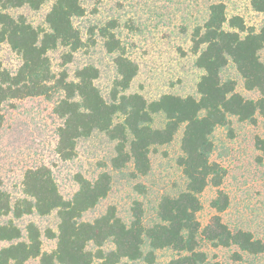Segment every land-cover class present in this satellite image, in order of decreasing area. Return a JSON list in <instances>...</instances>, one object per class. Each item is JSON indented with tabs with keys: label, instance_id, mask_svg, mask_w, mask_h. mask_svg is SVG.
Segmentation results:
<instances>
[{
	"label": "trees",
	"instance_id": "obj_1",
	"mask_svg": "<svg viewBox=\"0 0 264 264\" xmlns=\"http://www.w3.org/2000/svg\"><path fill=\"white\" fill-rule=\"evenodd\" d=\"M86 1L0 0V44H7L20 61L15 72L0 63V127L5 102L51 98L58 93L61 97L53 113L62 121L56 147L60 159H73L79 141L103 134L115 143L111 170L121 173L129 167L131 179L146 177L151 171L150 154L170 145L182 129L181 156L176 163L183 188L175 195L160 197L150 224H145L139 202L133 203L130 222L118 216L114 207L92 222H84L83 215L110 192L112 177L108 172L94 180L76 174L78 190L66 200L49 168L28 169L21 182L22 198L12 201L0 188V242L6 244L0 248V264H26L34 259L38 264H154L156 251L163 249L177 253L168 264H219L209 261L199 249V241L264 255V241L247 231H231L222 222L219 214L229 206L228 196L220 189L226 172L210 160L214 129L229 125L233 117L252 125L262 119V136L255 137L254 147L258 160L264 161V25L253 30L239 16L228 18L224 4H210L206 19L191 36L195 66L203 72L196 85L198 96L164 94L147 100L129 92L138 67L112 32L114 24H108L100 29V35L106 52L113 57L117 76L104 96L95 84L97 68L76 67L71 76L65 68L83 47L74 20L85 15ZM91 1L98 4L103 0ZM248 1L253 11L264 16V0ZM46 2L51 5L45 26H34L15 13L23 8L38 11ZM57 50L64 51V68L56 75L49 53ZM229 66L236 70L243 88L256 92L259 98L247 99L236 92L237 83L223 76ZM207 187L216 189L210 203L216 215L202 228L197 215L202 209L200 196ZM134 189L145 192L141 184ZM32 214H55L56 232L45 230L46 238L56 241L51 252L42 251V233L34 223L26 224L24 232L16 223Z\"/></svg>",
	"mask_w": 264,
	"mask_h": 264
},
{
	"label": "rangeland",
	"instance_id": "obj_2",
	"mask_svg": "<svg viewBox=\"0 0 264 264\" xmlns=\"http://www.w3.org/2000/svg\"><path fill=\"white\" fill-rule=\"evenodd\" d=\"M219 2L224 4L228 18L239 16L253 30L264 25V16L253 11L248 0H103L98 4L87 0L84 3L85 15L74 20L83 47L65 68L71 76L76 67L94 66L99 70L95 84L107 96L117 75L113 57L103 46L100 29L114 24L112 32L138 67L130 93H138L147 100L158 99L164 94L197 97L196 85L203 72L195 66L197 55L192 50L191 36L206 19L207 7ZM50 5L51 2H46L38 11L23 8L15 13L24 15L34 26H45L44 17ZM63 52L49 53L56 75L64 68ZM0 63L11 72H15L20 64L17 55L5 43L0 44ZM223 76L237 83L236 92L243 97L259 98L256 92L243 88L242 80L233 67L229 66ZM60 97L56 93L51 98L31 97L3 104L1 190L8 193L12 201L22 198L24 173L28 169L46 166L51 170L60 194L68 200L78 190L74 179L76 174L94 180L100 173L108 172L112 177L108 196L96 208L86 212L82 221L92 222L105 214L108 208L114 207L118 216L130 222L133 203L139 202L145 224L152 223L160 197L175 195L183 188L184 180L176 163L181 156L182 129L170 145L150 154L151 171L146 177L131 179L129 167L121 173L111 170L115 143L103 134L95 133L89 139L79 141L73 159H60L56 147L57 130L62 121L53 113ZM262 124L261 118L252 125L232 117L229 125L215 128L211 136L213 150L210 160L226 172L220 189L228 196L229 206L219 214L222 222L231 231H247L255 239L264 241V161L258 160L259 153L254 147L255 137L262 136ZM136 184L144 186L143 194L134 189ZM215 196L216 189L212 187H207L200 196L202 209L197 218L202 228L216 215L210 207ZM30 222L42 233V251L51 252L56 241L46 238L45 230L56 232L55 214L47 217L32 214L16 223L24 232ZM4 246L6 244L0 242V248ZM106 248L110 249L109 246ZM199 249L205 252L209 261L219 264H264V255H248L234 247H214L199 241ZM155 254L154 264H168L177 257V253L170 249L158 250ZM26 264H38V259Z\"/></svg>",
	"mask_w": 264,
	"mask_h": 264
}]
</instances>
